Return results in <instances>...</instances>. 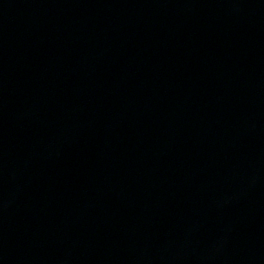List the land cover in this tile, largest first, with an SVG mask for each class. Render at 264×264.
Masks as SVG:
<instances>
[{"label":"water","instance_id":"1","mask_svg":"<svg viewBox=\"0 0 264 264\" xmlns=\"http://www.w3.org/2000/svg\"><path fill=\"white\" fill-rule=\"evenodd\" d=\"M0 264H264V0H0Z\"/></svg>","mask_w":264,"mask_h":264}]
</instances>
